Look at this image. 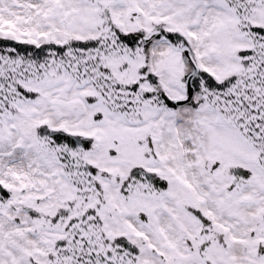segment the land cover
I'll use <instances>...</instances> for the list:
<instances>
[{
    "label": "snow or ice",
    "instance_id": "6c2138e0",
    "mask_svg": "<svg viewBox=\"0 0 264 264\" xmlns=\"http://www.w3.org/2000/svg\"><path fill=\"white\" fill-rule=\"evenodd\" d=\"M0 264H264V0H0Z\"/></svg>",
    "mask_w": 264,
    "mask_h": 264
}]
</instances>
